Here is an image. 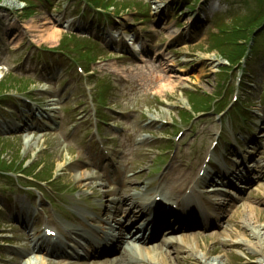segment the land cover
<instances>
[{"label": "rangeland", "instance_id": "obj_1", "mask_svg": "<svg viewBox=\"0 0 264 264\" xmlns=\"http://www.w3.org/2000/svg\"><path fill=\"white\" fill-rule=\"evenodd\" d=\"M243 154L264 173V0H0V264L41 254L30 238L45 228L70 241L67 223L89 225L77 212L107 213L112 197L116 215L141 199L159 205L160 190L209 205ZM263 183L227 190L216 224L187 245L222 264H257L233 239L249 236L246 215L264 224ZM161 215L159 237L172 214ZM166 247L171 264H203Z\"/></svg>", "mask_w": 264, "mask_h": 264}, {"label": "bare ground", "instance_id": "obj_2", "mask_svg": "<svg viewBox=\"0 0 264 264\" xmlns=\"http://www.w3.org/2000/svg\"><path fill=\"white\" fill-rule=\"evenodd\" d=\"M11 4H13V2H11ZM17 6V5H14ZM19 7V6H18ZM162 8L161 5H158V9L160 10ZM134 45H136V43H134ZM209 60L211 61L210 63L213 66H217L218 63H220V61L218 60V58L211 56V58H209ZM157 119V117H154ZM27 140L29 141L30 138L27 137ZM205 170L204 173H206V168H203ZM92 172L88 171L85 172L84 174L80 173V176H76V178H81V179H87L90 177V175ZM264 177V176H263ZM230 180V179H229ZM103 183H101L100 185H102ZM264 184V183H263ZM240 186V185H239ZM264 186V185H262ZM261 187H259L258 189H260ZM212 188L210 187L208 190H211ZM218 190H220V188H216L213 189L214 194H218ZM197 191V190H195ZM158 192V191H157ZM162 192V196L166 197V195L164 194L163 190H160L159 193ZM140 197L141 195L138 194ZM220 195H222V193H220ZM199 197V196H198ZM197 196L195 197L193 195L192 198L189 197L190 203H188L187 208H191L193 210H195L194 215L197 216L198 218H202V222L206 225L209 223V219L211 216H206L204 213L206 212L208 215H213L208 213L209 208L206 207L204 210H198L200 208V201L202 203L205 202V200L201 198V200H199ZM141 199V198H140ZM166 199V198H164ZM152 200V199H151ZM188 200V201H189ZM144 199H141L139 202H135L132 203L130 205L129 208L125 209L123 212V216L122 217H118V216H113L111 217H107V218H103L100 219V221H97V224H94L95 229L92 230H87V229H80L78 226L77 227H73L72 225H68L69 223L66 224V227L68 228V230H72L75 233V237H83L86 239L87 241V245L89 247L95 246V248L97 249H102L103 245L101 243H99L98 241H95V239L98 238H104L106 237L107 239H113L114 236L115 238L118 237V235H115V232L113 233L112 229L113 227H117L119 223H124L123 218L125 217L127 220V223L130 222V220H134L137 216L138 213L140 212L139 209L141 208V210L147 211L149 213L152 212L153 207H155V202L154 200L148 202L146 201L144 203ZM215 203V202H213ZM222 201L219 202L218 205H221ZM198 208V209H197ZM251 208V207H250ZM212 210V208H211ZM244 212V211H243ZM253 212V211H252ZM79 214L83 215L86 213V211L80 210L78 212ZM246 214V212H245ZM129 216V217H128ZM247 217V218H246ZM246 217H244V219H242V223H243V227H246V229L248 230V235L249 236H242L240 235L239 231L237 230L235 232L236 236L238 235V237L235 239L233 244H239L242 245L243 247H245V250H248L250 253H252L253 255L256 256L257 258V264H264V224L258 223L257 220L255 221V219L252 216V213L249 215H246ZM99 219V218H98ZM213 218L211 217L210 220H212ZM125 221V222H126ZM177 223H183L185 225H188V222L185 219H181L179 221H177ZM227 230V226H225V230L224 232ZM130 233V232H129ZM227 234L228 231H227ZM192 238L194 239V241L196 242V234L193 235H175V236H170L169 239L165 238L167 241L166 243L168 244H177L179 247H183V250L185 252L188 253L187 256H195L197 257L203 264H222L224 259L222 256L217 255V256H208L206 251H203L199 248V246H191V245H187L189 244L187 242L188 238ZM46 238H49L47 235H45ZM38 235V238L40 239V242L44 243L46 246L49 245L51 248H55L57 246L60 247V252H65V246H63V242L57 241L55 244L52 245V243H49L47 241V239ZM52 238V237H51ZM50 239V238H49ZM54 239V238H52ZM44 240L46 242H44ZM130 242V241H129ZM47 243V244H46ZM79 244L80 243H77ZM75 247V246H74ZM125 250L128 252L129 255L132 256L131 260H128L127 263H131V264H137L138 262H142L145 261L148 264H171L170 260H168V253L169 250H167V247L161 244H156V245H152L150 246H140L137 244H133V243H127ZM98 251H103V250H98ZM83 253L85 255L88 254L87 251L83 250ZM112 262H106V260H103L97 264H125L124 263H119L116 261L111 260ZM23 264H48L47 263V259L45 258V256L43 255V253L41 254H28L26 259L24 260Z\"/></svg>", "mask_w": 264, "mask_h": 264}, {"label": "trees", "instance_id": "obj_3", "mask_svg": "<svg viewBox=\"0 0 264 264\" xmlns=\"http://www.w3.org/2000/svg\"><path fill=\"white\" fill-rule=\"evenodd\" d=\"M229 59V58H228Z\"/></svg>", "mask_w": 264, "mask_h": 264}]
</instances>
